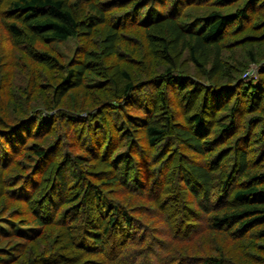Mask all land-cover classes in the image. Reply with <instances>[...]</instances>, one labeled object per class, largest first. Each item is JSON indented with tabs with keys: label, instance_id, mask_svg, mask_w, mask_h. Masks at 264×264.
<instances>
[{
	"label": "trees",
	"instance_id": "obj_1",
	"mask_svg": "<svg viewBox=\"0 0 264 264\" xmlns=\"http://www.w3.org/2000/svg\"><path fill=\"white\" fill-rule=\"evenodd\" d=\"M243 57L264 0H0V264H264V61L245 79ZM88 84L104 104L69 95Z\"/></svg>",
	"mask_w": 264,
	"mask_h": 264
},
{
	"label": "rangeland",
	"instance_id": "obj_2",
	"mask_svg": "<svg viewBox=\"0 0 264 264\" xmlns=\"http://www.w3.org/2000/svg\"><path fill=\"white\" fill-rule=\"evenodd\" d=\"M199 9V12H202L203 10H202V8H198ZM92 39H94V38H92ZM37 44H36V48H38V49H49V48H47V43H43V42H40V41H37L36 42ZM74 44H75V42H74V40L72 39V38H68L67 40H65V41H57V42H53V44L51 43L50 45H52L51 47H52V49H53V51L52 52H59V53H61L62 55H63V60L65 61V60H67L68 59V57L70 56V54H71V51H72V49L74 48ZM124 44V43H123ZM49 45V44H48ZM55 48V50H54V48ZM121 48V47H120ZM237 51V50H236ZM54 52V53H55ZM238 52V51H237ZM155 59V58H154ZM152 60L153 61V63L155 64V68H157L158 67V65H159V61L157 60ZM240 61L242 62V64H244L245 66L243 67V69L241 70V73H240V76L242 77V78H245V79H256L257 78V74H258V69H259V67H260V65L262 64V61H264V58H259V59H257V60H247V59H245L244 57L243 58H240ZM112 63H118L119 64V66H125V62L122 60V59H120L118 62L117 61H115V60H113L112 61ZM251 66H256V74H255V76H251V77H243V73H244V71H245V69H247L248 67H251ZM35 68L37 69V71L40 73V71L43 73V74H48V76H49V72H52V70H49L48 68L46 69V67L42 64V63H38V62H36V65H35ZM22 71H24V70H22ZM25 73V72H24ZM53 73V72H52ZM57 72H54V74H56ZM103 74H106V72L105 73H103ZM20 77V76H19ZM96 77L94 76V73L93 72H90V71H88L87 73H85V78H84V83L86 82V83H90V82H92L93 81V79H95ZM42 80H40V82H41ZM51 81L50 80H47V84L44 86V87H41V88H39L38 90H36L35 91V93L34 94H32L31 95V103L32 104H34V105H39V104H41V101H43V99H45L46 98V96H45V94L46 93H48V91H50L49 90V88H47V86H49V83H50ZM25 84V78H24V76H23V74H21V78H19V84H17V87L13 90L14 91V93H13V98H15L16 96L15 95H17L18 96V104H16V105H19L20 106V104H19V102L21 103L22 102V100H24V98L25 99H27V97L29 98V94L28 93H24V92H21L22 91V88H19L20 86H23ZM92 84V83H91ZM91 84H88V85H86L84 88H85V94H83L81 91H76V92H74V94H71V92H70V94L69 95H71V96H73V97H75L76 99H78V101H79V99H80V101H79V103L84 107H91V106H94V105H96V104H98V105H102V104H104V102H100L101 101V98L99 97L100 95L98 94V93H100L99 91H101V90H97V89H93V90H91V87L92 86H90ZM92 94H94V95H92ZM95 97V98H94ZM17 98V97H16ZM17 100V99H16ZM21 107L22 106H20V110H21ZM10 108H11V106L10 107H8L7 109H8V111L10 110ZM173 109H174V111H178V109H179V107H177V106H173ZM16 113H20V111H18V112H15V114ZM177 114V113H176ZM179 114V113H178ZM175 117V116H174ZM183 118V114H181V115H178L177 117H176V119L177 120H179V119H182ZM180 121H182V120H180ZM194 157V156H193ZM5 223V222H4ZM5 225V227L7 226V222H6V224H4ZM16 226V223H14L13 224V227H15ZM4 238V237H3ZM5 239H3L2 240V242H0V245L3 247V243H5V241H4ZM4 241V242H3ZM262 250H263V247H262ZM263 253V252H262Z\"/></svg>",
	"mask_w": 264,
	"mask_h": 264
},
{
	"label": "built area",
	"instance_id": "obj_3",
	"mask_svg": "<svg viewBox=\"0 0 264 264\" xmlns=\"http://www.w3.org/2000/svg\"><path fill=\"white\" fill-rule=\"evenodd\" d=\"M255 74H256V66L255 67L251 66L245 69L243 73V77H251V76H255Z\"/></svg>",
	"mask_w": 264,
	"mask_h": 264
}]
</instances>
